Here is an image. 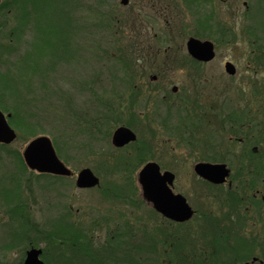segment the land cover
Returning <instances> with one entry per match:
<instances>
[{"label": "rangeland", "instance_id": "rangeland-1", "mask_svg": "<svg viewBox=\"0 0 264 264\" xmlns=\"http://www.w3.org/2000/svg\"><path fill=\"white\" fill-rule=\"evenodd\" d=\"M120 3L0 0V99H13L15 88L29 101L20 107L22 132L10 126L19 139L0 145V264H22L31 248L41 251L43 264H241L229 249L232 237L228 243L217 228L264 234L262 208L249 207L251 218H241L240 201L245 205L250 196L228 192L234 191V176L244 172L236 157L244 148L235 145V132L227 128H205L202 137L187 127L169 131L160 125L165 111L159 102L161 95L179 99L189 92L191 102L171 113L185 117L206 98L249 91L243 89L246 84L217 79V71L214 79L195 78L185 47L190 38L211 42L218 55L210 66L218 68L225 53L222 46H233L230 58L238 65L237 75L243 76L244 46L264 45V0ZM63 49L69 51L63 57L67 60L58 64L54 57L62 56ZM164 70L169 71L164 74ZM261 75L264 73L256 76ZM4 76L17 78L10 92L2 88ZM261 86L264 83L257 82L255 89L260 92ZM172 87L178 88L177 95L170 92ZM137 92L143 99H136ZM153 108L156 144L151 154L145 151L141 155L154 160L163 171H169V163L175 165L174 192L195 211L184 224L170 223L153 211L144 196V201L139 196L135 178L121 177L132 170L121 163L124 158L136 159L137 144L124 145H129L125 150H114L110 144L120 125L139 133L138 141L145 138L147 132L138 127L143 121H137L135 114L143 116ZM29 134L47 137L71 173L92 170L98 185L93 191H77L69 181L49 185V177L37 175L26 165L19 170L14 157L33 139ZM207 135L214 138L215 163L231 170V187L209 185L194 173L197 142ZM59 188L66 189L70 197L64 198L72 201L56 202V210L44 208L38 190ZM116 204L113 212L107 208ZM238 235L243 238V233ZM250 240L255 251L248 264H264V239Z\"/></svg>", "mask_w": 264, "mask_h": 264}, {"label": "flooded vegetation", "instance_id": "flooded-vegetation-1", "mask_svg": "<svg viewBox=\"0 0 264 264\" xmlns=\"http://www.w3.org/2000/svg\"><path fill=\"white\" fill-rule=\"evenodd\" d=\"M262 14H264V11H262ZM244 47H245L244 51L246 52L245 53L246 60H243V61H244V66L246 68L245 72L249 73V75L247 76H244L246 75V73H243L244 74L243 76H240L239 74L237 75L238 65L234 60L230 58V57H233V54L231 53V51L235 52L233 51L234 50L233 46H226V45L222 46L223 48L222 51H224L226 54L223 53V55L220 56L221 60L218 61L219 62L218 68L217 67L211 68L210 66L211 63L215 61V57H217L218 55L215 46H213V51H212L214 52L213 60L207 61V62H201V61H195L191 59L189 64L192 67H194L196 71L195 78H198V79L205 78L206 79V78L211 77L214 79L213 74L215 73V71H217V75H216L217 79L218 78L227 79L231 84H235L236 82L246 84L247 86L243 85V89H246V87H248L249 91H241V92L239 91L236 94L232 93V94H228L227 96L219 97V95H217V96H211L209 98H206L204 100H207V101L200 103L201 107L199 106L197 108H192L188 110L190 115L186 114L184 115L185 117H177L176 115H175L176 117H174L172 116L171 113H178L179 105H181L182 103L188 105V103L191 102V101L189 102V100H191V94L189 92L183 93L182 94L183 96L180 97L179 99L171 98L166 95H161L162 97L159 102L160 103L159 105L165 111V115L162 116L160 125L162 124L165 125L169 131H172L174 129L181 131L182 127H187L188 129L191 128L192 132L194 131L193 134L198 132L199 136L201 137H202V131L207 133L205 128L211 129L212 131L215 129H220V128H227L230 131H234L235 133H234L233 140L235 141V145L238 147L244 148V151L240 153V155L236 156L237 159H239L244 165V167H242V169L244 168V172L243 174L239 173V175L234 176V179L236 182V184L233 185L234 191L230 190L228 192L233 195L237 193V196H241V195L245 196L249 194L250 198L246 200L245 205L240 201V199H238V201H240V207L239 206L238 207L240 208L239 216L241 218H244V217L248 219L251 218L250 216H251V213H253V211L250 210L249 207L253 206L252 209H254L255 205L262 208L261 209L262 214L260 215V217L264 218V91H261L264 88L263 86H261L260 92L257 89H255V84L257 82L258 83L260 82V84L264 83V76L261 75L259 78L256 76L258 73H262V74L264 73V45L257 46L256 44H247ZM185 51L187 52L186 47H185ZM186 54L188 55V53ZM168 62L172 63L171 61H168ZM228 63L233 66V71H234L233 75H229L226 72L225 66ZM166 68H168V66ZM208 68H211V69H208ZM167 71L169 70H164V74ZM250 75H253V76H250ZM154 78L156 80V77ZM170 92L173 95H177L179 90L177 87H172L170 89ZM136 94H137V96L135 95L136 99H143L144 97L143 94L142 96H140L139 92H137ZM193 102L194 101H192V103ZM153 110L156 111V109L153 108L152 111L148 110L146 114H142L143 116H141L139 112L135 114L137 116L136 117L137 121H140V120L143 121V122H140L141 123L140 125H138L139 130H143L147 132V134H145L146 135L145 138H141V140L138 141L137 138L140 137L139 133H137L134 130L129 129L135 135V140L131 142V144L134 146L137 144L133 151L134 153H136V157H135L136 159L130 160L132 158H128V159L124 158L123 160L125 162L123 161L121 163V165L126 166V167L132 166V170H133V166H136L133 173H131L132 170L131 172L125 171L124 174L121 175V177L124 176V177L129 178L132 176L133 178H135V181L138 185V193H139V196L142 197V199H143V194H142V191H140L141 188L137 181L139 172L146 164L152 163V164L158 165L157 163L154 162V160L150 159L149 157L145 158L143 155H141L145 151L148 154H151L153 150L152 148H154V145L156 144L155 133H154V129L152 128V127H155V124L153 122H155L156 114ZM145 121H147V123H145ZM172 122L175 123L174 127H170L172 126L171 125ZM118 128L128 129V127L120 125L116 127V129L114 130L116 131ZM200 132H201V135H200ZM182 136L183 135H181V137ZM192 136H193L192 137L193 139L195 136L194 135ZM206 137L207 139L201 138L200 140H198V142L199 141L200 142L199 143L197 142L199 146L198 147L199 151L194 152L195 154L194 157H196L195 165L198 163L213 164L216 161L215 157H213V155L216 154V152L214 151V147H216L213 142L214 138H212V135H207ZM187 139H188V135L186 136V139H184L186 140V144H188ZM110 144L112 147H114L113 149L116 150V147L113 146L112 144V136L110 137ZM143 146H146L147 148L144 149ZM126 147H123V148L120 147V149H117V150H125ZM201 148L202 150L200 151ZM183 158L187 160V157L185 155H183ZM105 162L106 164H110L109 160L107 161L105 160ZM126 163L129 165H127ZM158 167H159L160 173L169 172L173 174L174 178H176L175 165H170L169 163L168 165L169 171H165V170L163 171L162 169H160L161 167L159 165ZM172 168L174 170H172ZM228 170L230 172L229 173V178H230L231 170L230 169ZM90 171L99 181V178L93 173V171L92 170ZM77 174H78L77 172L76 173L72 172L69 176H56V175L54 176L51 174H44V173L37 174V175L43 176L45 178L49 177L48 179H51L50 181H48L49 185H51L50 182L56 185V184H59L60 181H69V184L74 185L75 190L77 191L78 190L87 191V192L93 191L94 189L92 188L80 189L76 187ZM229 178L223 184V186L221 185L220 187H224V186L231 187L232 184L229 181ZM173 188L174 186L172 185L171 187L172 192L174 194H177L174 192ZM71 190L72 189H68V191H71ZM38 191H40L38 196L41 200V204L43 203V207L46 209L56 210V207H57L56 202L58 204L59 201H64V200L72 201V199L70 198H64L66 195L69 197L70 195L66 194V189H63V188L61 189L59 188L58 190L40 189ZM62 191H65V193H63ZM241 200L243 201V198ZM252 201L253 203H251ZM147 205H149L150 208H152L151 204H148V202H147ZM241 207H243L244 209H241ZM68 208L71 210L72 205H70ZM107 208H109L110 211L113 212L114 209L118 208V204L108 205ZM193 212L195 215L194 210ZM235 214L236 213L234 212V215ZM104 218L107 221L108 214H106ZM169 222L174 223L173 221H169ZM177 224H180V223H177ZM260 237L264 239V234L261 233ZM24 255H26V252Z\"/></svg>", "mask_w": 264, "mask_h": 264}, {"label": "water", "instance_id": "water-1", "mask_svg": "<svg viewBox=\"0 0 264 264\" xmlns=\"http://www.w3.org/2000/svg\"><path fill=\"white\" fill-rule=\"evenodd\" d=\"M128 0H121V5H127ZM187 53L195 61L207 62L214 58L213 44L209 41H199L190 38L186 42ZM226 72L233 75V66L226 64ZM175 89V88H174ZM175 91V90H174ZM6 118L0 112V143L9 145L16 139L15 132L8 126ZM135 140V135L126 128H118L112 137V144L116 148L123 147ZM51 141L47 137H37L30 141L22 152L24 165L37 173H46L56 176H69L70 171L57 158ZM194 173L198 178L212 185H223L229 170L224 164H197ZM173 174L169 172L160 173L156 164H146L139 173L138 182L141 186L143 196L153 207V211L163 218L176 223L189 221L193 216L192 209L187 205L181 195H174L171 187L174 181ZM98 179L92 172L85 168L78 172L76 186L80 189L94 188L98 185ZM41 251L30 249L25 256L23 264H43L39 259Z\"/></svg>", "mask_w": 264, "mask_h": 264}, {"label": "trees", "instance_id": "trees-1", "mask_svg": "<svg viewBox=\"0 0 264 264\" xmlns=\"http://www.w3.org/2000/svg\"><path fill=\"white\" fill-rule=\"evenodd\" d=\"M63 52L62 56L60 55V57H54L55 62L57 61L58 64L61 63L62 61L67 60L66 58H63L64 55L66 53H68L69 51L67 50H61ZM2 76V75H1ZM17 78H13L11 77V79L9 77L4 76V78H2V80L4 82V84H2V88L7 92L11 90V88L13 87L12 84H14ZM19 88V87H18ZM13 91V92H12ZM11 93L12 95H14V98L11 99L10 101H6L4 99H0V111L5 113H10L11 117L7 119V123L9 126L12 125V127L18 131V133L22 132L23 130V124L24 123L21 120V115H20V107H22V105L24 106L25 101H28L26 98L22 97L20 94V90L19 89H15L12 90ZM29 102V101H28ZM28 108L30 106H27ZM24 112V110H23ZM21 127V128H20ZM29 132H32L31 130ZM30 137H35L33 136V134H29ZM16 139H19L18 137ZM34 139V138H33ZM1 145V144H0ZM1 146H6L4 144H2ZM15 160L18 163V166L20 167L19 170H22V168L25 166L23 163V159H22V155L17 152L15 154ZM20 164V165H19ZM23 166V167H22ZM228 228V227H227ZM219 230V235H221L222 237H224L226 240H228L229 238L232 237V247L229 248L231 250V254L233 257H235V261L237 263H241V264H248L250 262L251 256L253 254V252L255 251L251 246V244H249V242L251 241L250 238H253L254 240L260 239L261 242L263 241V239L260 237L261 234H258L255 236V234H251V231H249V229H241L240 232L243 233V238H241L238 234L241 233H234L231 230L228 231V229L224 228V227H218L217 228ZM226 229V230H225ZM215 231V229H214ZM248 232L250 236H245V232ZM227 233L229 235H227ZM234 233V234H233ZM236 234V236H235ZM235 239V241H234ZM224 242V241H223ZM259 242V244L261 243ZM229 243V240H228Z\"/></svg>", "mask_w": 264, "mask_h": 264}]
</instances>
